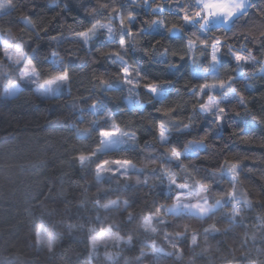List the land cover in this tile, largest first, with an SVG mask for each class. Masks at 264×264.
Here are the masks:
<instances>
[{
    "label": "clouds",
    "instance_id": "obj_1",
    "mask_svg": "<svg viewBox=\"0 0 264 264\" xmlns=\"http://www.w3.org/2000/svg\"><path fill=\"white\" fill-rule=\"evenodd\" d=\"M0 264H264V0H0Z\"/></svg>",
    "mask_w": 264,
    "mask_h": 264
},
{
    "label": "snow or ice",
    "instance_id": "obj_2",
    "mask_svg": "<svg viewBox=\"0 0 264 264\" xmlns=\"http://www.w3.org/2000/svg\"><path fill=\"white\" fill-rule=\"evenodd\" d=\"M237 59H240V57H237ZM124 71L126 72V70H124ZM61 78L62 77H56L54 79H61ZM45 83H49L50 84V83H52V81H45ZM147 87H152V86L151 85H148ZM107 134H109V133H102V135H107ZM80 159L81 160H84L85 157L84 156H81ZM116 163H121V162L120 161H116ZM123 163H127V161H124ZM233 167H235V165H233ZM94 239L97 240V241H99L100 240V237H95Z\"/></svg>",
    "mask_w": 264,
    "mask_h": 264
},
{
    "label": "trees",
    "instance_id": "obj_3",
    "mask_svg": "<svg viewBox=\"0 0 264 264\" xmlns=\"http://www.w3.org/2000/svg\"><path fill=\"white\" fill-rule=\"evenodd\" d=\"M146 71H148V72H149V74H151V72H152V70H151V69H149V68H147V67H146Z\"/></svg>",
    "mask_w": 264,
    "mask_h": 264
}]
</instances>
